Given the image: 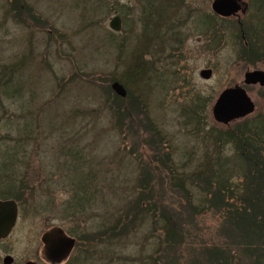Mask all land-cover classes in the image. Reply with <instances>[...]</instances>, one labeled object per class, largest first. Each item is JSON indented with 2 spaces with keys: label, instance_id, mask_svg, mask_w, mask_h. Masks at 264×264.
Segmentation results:
<instances>
[{
  "label": "rangeland",
  "instance_id": "rangeland-1",
  "mask_svg": "<svg viewBox=\"0 0 264 264\" xmlns=\"http://www.w3.org/2000/svg\"><path fill=\"white\" fill-rule=\"evenodd\" d=\"M14 1L0 0V175L7 178L9 197L23 198L15 228L0 243V264L6 255L13 264H46L44 233L61 229L89 239L98 227L112 224L138 189L141 192L143 173L157 168L163 172L155 159L167 155L170 171L150 185L179 217L175 224L186 241L178 251L183 252L178 264H193V257L201 262L190 254L202 246L233 247L223 216L202 205L209 200L204 183L215 186L226 177L235 186L243 180L246 167L235 145L217 138L264 117V87L244 85L245 73L264 72V55H257L255 48L257 54H249L252 60L243 57L247 45L240 43L236 27L213 20V0H184L180 13H173L177 6L171 0L168 16H179L184 23L179 51L170 58L163 54L155 64L164 76H151L149 70L136 75L138 52L140 62L152 60L147 49L141 50L148 41L138 22L140 0H103L107 11L98 15L92 9L95 0H17L19 16L12 11ZM241 1L247 5L245 14L230 21L240 29L242 23L247 29L258 27L259 1ZM30 16L42 18L44 27ZM114 16L122 18L118 34L108 27ZM199 18L216 24L218 39L214 30H198ZM208 69L211 78L200 79L199 72ZM128 76L133 79L128 93L141 100L147 118L160 130V146L150 141L149 132L115 124L114 111H123L128 102L110 86H124ZM160 77L166 81L163 86L157 82ZM234 86L246 90L254 111L224 126L213 120L212 106L223 90ZM197 103L203 107L196 118L190 117ZM80 183L96 193L97 205L83 216H72L64 204ZM205 207L202 213L194 211ZM156 227L148 214L140 229L113 243L77 242L78 249L63 264H172L168 250L158 246L165 237ZM241 255V264H251L252 259Z\"/></svg>",
  "mask_w": 264,
  "mask_h": 264
},
{
  "label": "trees",
  "instance_id": "trees-1",
  "mask_svg": "<svg viewBox=\"0 0 264 264\" xmlns=\"http://www.w3.org/2000/svg\"><path fill=\"white\" fill-rule=\"evenodd\" d=\"M16 1L17 0L14 1V5L11 7L12 11L14 13L16 11V14L19 16L20 5L18 6ZM175 1L174 3L177 7H175L176 9L174 11L172 10L173 13L177 12L179 7H184L186 4L184 0ZM258 1L259 4L257 6L263 17L260 15V22H258V27L255 28L251 27L247 29L245 24L242 23L244 40L241 39V29L238 25H234L232 21L220 20L213 17V20L229 23L231 26L236 27L235 30H238L237 36L240 39V43H245L247 45L246 47L243 46L244 52L242 53L243 55H247L246 57L243 56L247 60H252L254 58L249 56V54H257L258 52L257 55H264V0ZM174 3L171 0H140V15L138 16V22L143 24L144 32L142 37H144V40L147 38L146 41H148L147 43L144 42L147 48L142 47L141 50L149 48L150 43L160 34L161 28L165 27L169 32L172 30L173 18L168 16L170 9L167 5H172ZM107 7V3H104L103 0H95L94 8L92 9L94 13L98 15L106 12ZM24 9L28 10L25 7ZM30 18L31 21L40 25L39 27H44L43 25H45V23L42 18L40 20L38 17L37 21L34 20L33 16H30ZM19 20L27 23L24 19ZM166 21L169 22L168 27L165 23ZM215 26L216 24L208 21V19L203 20L199 18L198 20L199 31L203 33V30H214L213 34L218 39ZM176 36H179V34ZM173 41L179 43L180 40L178 41L174 38ZM155 43V45L158 43L156 39ZM181 44L182 42L180 41L177 47H180ZM155 45H153L154 48ZM162 45H165V43ZM255 48L257 52L254 51ZM147 52L148 51H146V53ZM139 53L142 52H138L135 57L136 60L139 61L136 63L134 69L136 75L137 73L144 74L149 70L151 76H154V74L157 75V73L160 76H164L163 73H159L158 68H155V62L159 60L154 62L148 61V63L140 62L139 59L141 55ZM171 53L172 51L169 56ZM144 65H149V68ZM128 77L123 82V87L127 93L126 97L123 100L116 99L118 101L122 100L128 102V105H125L126 108L123 109V111H114V117L116 118L115 124L118 127H122L123 125L128 130L136 127L138 130L145 131V133L149 132L151 133L150 141L154 143L155 146H160L163 144L161 139L157 141V139H159L157 137L160 135V130L147 118L146 110L141 100L137 96H132L131 92L128 93L129 90L127 85L133 81L132 77ZM136 79H138V76ZM157 80L158 83H161V86L166 82L164 77H160ZM202 107L203 106L198 103L192 105L190 117L196 118V115L199 114V109ZM28 133H31V131ZM217 140L220 143L222 141L223 143H233L235 145L237 158L243 165L245 164L246 168L244 167L245 169L243 170V180H241V183L238 185L232 186L230 179L226 177L217 179L218 182L215 183V186H212L210 183H204L206 185L204 194L209 200L202 203V205L208 206L215 213L223 216V221L225 222L224 228L228 229L226 233L233 242L235 241V244L233 247L232 244H229L227 247H223L222 245L221 248L202 246L198 251L197 249H193L190 255L196 256L201 261L195 263L193 257V264H241L244 263L241 252L252 259L249 263L264 264V117H261L257 122L255 121L250 127L240 125L232 131H225V133L218 135ZM17 144H19L18 141ZM148 145L151 144L148 143ZM157 157L155 160L161 165L160 168H163V172L165 170L170 171L171 168L169 167H171V165L168 161L170 162L171 159L169 156L167 155L164 158H160V156ZM158 169L159 168L154 170V172L147 171L143 173L142 184H144V186H141V192L138 189V193L126 207L118 213L119 216L117 215L113 219L112 224L98 227L89 235V239L80 238L81 236L75 232L71 234H73L80 243L84 242L89 245L113 243L140 229L149 214L152 227L154 228L158 225L165 237V241L161 239L158 240V246H164L166 251L168 250L165 252L169 253L168 257L171 259L172 264H178V258L183 253L182 251H178L184 248L186 238L182 230L176 227L177 224L175 223L180 221L179 217L173 216V210L170 211L161 203L160 199H158V190H156L155 186L150 185L151 180L158 179L163 173ZM207 179H210V177ZM87 187L85 188L82 183L76 185L73 188L72 196L65 202L64 207H67V211H70L72 216H83L85 213L93 211L96 207V193ZM205 210H208V208L205 207L201 210L195 209L194 211L196 213H202ZM135 224L139 225L137 229H134ZM238 249L241 252L238 251ZM152 262L153 264H157L154 260Z\"/></svg>",
  "mask_w": 264,
  "mask_h": 264
},
{
  "label": "water",
  "instance_id": "water-1",
  "mask_svg": "<svg viewBox=\"0 0 264 264\" xmlns=\"http://www.w3.org/2000/svg\"><path fill=\"white\" fill-rule=\"evenodd\" d=\"M211 10L218 16L229 18L241 10L238 0H214ZM111 31L118 33L121 30V20L118 16L113 17L108 24ZM210 70H203L199 73L201 79L211 78ZM245 85H259L264 87V73L262 71L247 72L244 75ZM112 91L121 98L126 96L124 88L117 82L111 85ZM254 110V105L248 98L244 89L234 87L224 90L217 98L212 107L214 120L221 124H227L233 120L242 119ZM16 222V205L12 201L0 203V240L5 239L10 234ZM43 244V256L51 263L64 261L74 247L75 241L64 236L60 229H53L46 232L41 237ZM12 258L6 257L3 264H11ZM25 264H34L26 262Z\"/></svg>",
  "mask_w": 264,
  "mask_h": 264
},
{
  "label": "flooded vegetation",
  "instance_id": "flooded-vegetation-1",
  "mask_svg": "<svg viewBox=\"0 0 264 264\" xmlns=\"http://www.w3.org/2000/svg\"><path fill=\"white\" fill-rule=\"evenodd\" d=\"M244 6L247 7V5H244ZM242 9H243V4H242ZM181 10H184V7H179L178 10H177V13H180ZM182 12H184V11H182ZM189 16L190 15H188L187 17H189ZM178 19H179V16L173 17V25L174 26L172 25V27H171L172 30H170V32L167 31V29L165 27L161 28L160 34L155 38L158 41L157 45H155L156 44L155 43V39L150 43V46L147 49V51H148L147 55L152 57L151 58L152 59L151 62L159 60V61L155 62V64H156L157 62H160L162 60L161 57L163 56V54H166V56H168L170 58V57H172L174 55V52H178L179 51L177 45L180 43V41H181L180 39L181 38H180V35L179 36H176V35L181 33V29L184 27V23L182 22L183 20H178ZM165 23H166V25L168 27L169 22L166 21ZM174 38L177 39L178 41L180 40L179 43L173 44V43H175V41H173ZM163 43H165V45H162ZM153 45H155V48L153 47ZM171 51H172V53L169 56ZM9 194L10 193H9L7 178H6L5 174H1L0 175V203H6L8 201H13L16 204V217L17 218H16L15 225L13 227V229H14L15 226H16L17 220H18L19 205L21 206V199L23 198V195L22 196L21 195L17 196L16 197L17 199L15 201V200H13V199H11L9 197ZM13 229H12V231H13ZM9 236L6 239H8ZM72 237H74V236L70 235V238H72ZM6 239L0 240V243L4 242ZM75 242H76V238H75ZM76 245H77V242L75 243V245H74V247H73V249H72V251H71V253L69 255V259H70L71 255L73 254V252H74V250L76 248ZM77 247H79V246H77ZM5 257H10V256L6 255ZM3 260H2V263H3ZM13 262L14 261L12 259V263L11 264H13ZM48 264H57V263H48ZM58 264H61V263H58Z\"/></svg>",
  "mask_w": 264,
  "mask_h": 264
}]
</instances>
